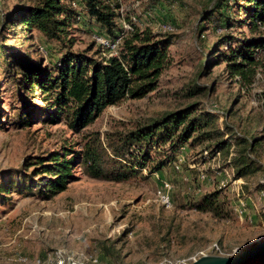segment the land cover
Here are the masks:
<instances>
[{
	"label": "rangeland",
	"instance_id": "1",
	"mask_svg": "<svg viewBox=\"0 0 264 264\" xmlns=\"http://www.w3.org/2000/svg\"><path fill=\"white\" fill-rule=\"evenodd\" d=\"M33 1L0 0V50L5 52H0V264H190L204 255H238L264 241V173L236 178L224 169L220 161L235 149L212 156L204 150L206 143L185 145L160 171L150 172V163L121 183L94 180L76 168L71 171L75 181L49 200L37 189L23 190L39 157L77 149L93 132L107 149V139L143 119L191 105L217 115V127L228 126L249 144L264 140V50L247 82L233 77L221 42L224 37H264V26L251 31L237 25L244 17L239 7L245 4L222 0V13L233 26L218 28L202 21L214 0H121L119 25L126 31L128 16L138 29L171 38L167 67L152 93L108 107L86 130L73 134L64 122H50L42 95L23 89L15 67L18 58H25L52 68L66 52L59 42L14 23L12 13ZM76 15L67 38L71 51L87 50L97 58L114 54L116 39L107 38L84 8L78 7ZM164 151L154 156L156 162L171 157ZM254 154L264 166V144ZM165 184L170 209L156 195L167 190ZM215 191L219 201L214 213L194 207Z\"/></svg>",
	"mask_w": 264,
	"mask_h": 264
},
{
	"label": "trees",
	"instance_id": "2",
	"mask_svg": "<svg viewBox=\"0 0 264 264\" xmlns=\"http://www.w3.org/2000/svg\"><path fill=\"white\" fill-rule=\"evenodd\" d=\"M235 1L245 4L239 7L244 11V17L237 21V25H245L251 31L264 26V0ZM221 2L214 0L203 13L202 21L218 28H231L233 24L222 13ZM74 3L87 11L108 35L107 38L112 41L120 38L114 54L97 58V53L89 55L87 50L71 51L67 38L77 19L78 7L75 8ZM121 5V0H34L30 6L19 7L12 13L14 23L23 31H37L46 40L59 42L65 47L66 52L52 68L25 58H18L15 67L21 71L23 89L37 90L42 95L50 122H64L73 134L86 130L108 107L127 99H142L152 93L167 67L171 38L154 34L147 28L138 29L128 16L130 31H126L123 25H119ZM224 38L221 42L227 51L224 61L228 69L233 77L238 76L248 82L259 68V52L264 50V37ZM0 52L2 56L5 54L4 47ZM31 116L29 113L30 121ZM217 120V115L198 110L195 105L166 113L157 119H143L132 130L107 139L110 154L99 133L93 132L77 149L62 148L39 157L23 190L32 192L37 189L36 194L49 200L75 181L71 171L76 168L94 180L125 182L143 172L150 163V172L160 171L166 162L170 164L176 158L185 145L194 147L204 143L207 145L204 150L211 151L212 156L235 149L220 163L225 164L224 169L234 171L236 178L264 173L263 164L254 154L262 148L264 140L257 139L249 144L238 133H231L228 126L217 127ZM161 148L172 155L170 158L162 156L167 161L156 162L154 156ZM34 178L40 179L35 183ZM218 201L219 192L215 191L204 195L194 207L200 212L214 213L218 209ZM239 264H264V255Z\"/></svg>",
	"mask_w": 264,
	"mask_h": 264
},
{
	"label": "water",
	"instance_id": "3",
	"mask_svg": "<svg viewBox=\"0 0 264 264\" xmlns=\"http://www.w3.org/2000/svg\"><path fill=\"white\" fill-rule=\"evenodd\" d=\"M264 255V241L247 248L241 254L232 256L204 255L190 264H239L245 260Z\"/></svg>",
	"mask_w": 264,
	"mask_h": 264
},
{
	"label": "built area",
	"instance_id": "4",
	"mask_svg": "<svg viewBox=\"0 0 264 264\" xmlns=\"http://www.w3.org/2000/svg\"><path fill=\"white\" fill-rule=\"evenodd\" d=\"M73 6L75 7V8H77L78 7V5L77 4H73ZM127 28L128 29H130L128 26H127ZM169 28H167L166 30H168ZM119 39L120 38H118L117 40H116V44L118 43V41H119ZM96 41L97 42H99L100 44H102V45H106V46H108L109 45V43L107 42V41H104L103 39H101V38H98V37H96ZM116 44H113V46L112 47H115L116 46ZM176 168H178V166H176ZM164 188L165 189H167V190H162V189H159L158 191H157V198L160 200V202H161V205H163V207L164 208H166V209H170L171 207H172V200H171V197H170V195L168 194V190H170V187L168 186V185H164ZM241 206H243V203L242 202H240L239 203ZM241 209V208H240ZM59 264H75L73 261H67L66 263H64V261H59Z\"/></svg>",
	"mask_w": 264,
	"mask_h": 264
}]
</instances>
